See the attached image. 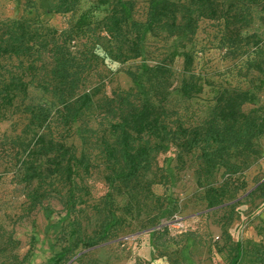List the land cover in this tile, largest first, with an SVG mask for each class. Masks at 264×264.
Here are the masks:
<instances>
[{"label": "trees", "instance_id": "obj_1", "mask_svg": "<svg viewBox=\"0 0 264 264\" xmlns=\"http://www.w3.org/2000/svg\"><path fill=\"white\" fill-rule=\"evenodd\" d=\"M258 0H231L224 8L220 0H153L147 6L143 20L131 19L130 1L113 2L101 25H93L88 13H81L74 23L58 30L34 20L19 18L0 22V122L8 114H20L25 123L20 135L2 138L1 146L14 169L13 178L26 191L25 213L42 208L44 201L57 196L66 214L75 204L82 203V181L90 165L85 154L76 156L73 146L67 145L71 126L100 108L94 97L97 89L82 90L85 75L102 54V59L126 63L142 54L144 33L155 35L164 31L169 37L193 36L200 19L231 21L247 26L249 9ZM80 0H57L55 13L73 14ZM104 3V1H103ZM182 72L178 92L190 99L201 93L202 84L192 71L193 58L183 51ZM151 72L156 84L147 77V87L163 88L166 70L162 67L143 68ZM134 83V72L127 71ZM158 82V80H162ZM147 87L145 88L148 89ZM30 88L47 96V101L31 99ZM117 101V102H116ZM259 102L254 93L237 88H223L214 97V104L206 119L197 124H186L180 117L167 111L150 98L130 99V93L117 100L104 102L106 119L104 131L108 136L97 138L98 148L105 162L103 180V217L91 236L82 234L80 224L71 231L73 239L60 246L59 251L43 264H68L80 260L96 245L118 238L125 217L155 212L164 205L162 196L153 192L154 155L175 151L181 167L194 158V175L203 186L202 201L206 214H214L238 204V193L247 187L242 174L258 155L254 141L264 136V104L243 111V106ZM101 113H98L100 115ZM102 126V123H99ZM30 135V137H29ZM221 172V182L211 183L213 175ZM68 186L64 195L54 186L55 179ZM166 183V177L160 179ZM264 187V180L246 194L252 197ZM122 198L119 206L115 199ZM47 209L48 208H43ZM135 213V214H134ZM154 229V228H153ZM155 233V244L164 246L175 242L167 227ZM154 235V234H153ZM5 251L0 264H27L28 253H15L20 242L11 236L3 241ZM251 255L264 264V245L250 243ZM82 250H88L83 253ZM243 249L236 241L230 249L228 264H237Z\"/></svg>", "mask_w": 264, "mask_h": 264}, {"label": "rangeland", "instance_id": "obj_2", "mask_svg": "<svg viewBox=\"0 0 264 264\" xmlns=\"http://www.w3.org/2000/svg\"><path fill=\"white\" fill-rule=\"evenodd\" d=\"M104 1V3H103ZM116 0H80L73 14H56L57 0H0V22L26 18L61 30L74 23L81 13H88L93 25L102 23L113 2ZM130 1L131 19L143 20L147 6L153 0ZM182 3L187 0H172ZM231 0H220L225 8ZM247 26L220 20L200 19L193 36L169 37L164 31L155 35L144 33L142 54L138 59L126 63L112 62L99 58L85 75L82 90L97 89L95 101L100 108L74 123L66 137L67 145L73 146L76 156L85 154L90 169L76 182L81 191L82 203L75 204L66 214L59 197L54 196L43 202L42 208L25 213L24 195L32 187L23 188L13 178L14 169L7 160L6 146H1L4 136L21 134L25 120L20 114H8L0 122V261L9 253L3 244L8 236L20 242L15 253L21 257L28 253L27 264H43L51 259L63 243L71 237L80 224L82 234L91 236L103 217V196L106 186L103 180L105 162L98 148L97 138L108 136L104 131L103 105L107 100H117L130 93V99L150 98L160 103L186 124H197L210 114L214 97L223 88H237L254 93L259 102L246 104L243 111L264 104V0H258L249 11ZM188 51L193 58L192 71L202 84L201 93L190 99L178 92L182 72L180 53ZM162 67L166 70L163 88L149 89L147 77L151 72L143 68ZM134 72L138 83L127 75ZM158 80V82H162ZM147 87L148 89L145 88ZM31 99L47 101V96L30 88ZM117 102V101H116ZM98 113H101L98 115ZM102 123V126L99 124ZM30 137V135H29ZM258 155L242 174L247 187L238 193V204L232 210L231 220L227 215L231 208L217 213L206 214L202 201L203 186L197 184L193 171L194 158H188L182 166L175 159V151L167 150L154 156V178L152 190L163 198V208L155 212L126 216L116 239L102 242L91 248L80 260L68 264H228L230 249L239 241L243 249L237 264H258L251 255L250 243L264 245V187L252 197H246L258 181L264 180V136L254 141ZM166 177L163 184L160 179ZM221 172L210 179L211 183L221 182ZM62 195L68 186L58 178L54 181ZM122 206L124 200L116 198ZM48 208L43 209V208ZM180 225V226H179ZM167 227L168 236L175 237L174 244H155V233ZM154 228V229H153ZM98 229V228H97ZM83 253L88 250H82Z\"/></svg>", "mask_w": 264, "mask_h": 264}, {"label": "built area", "instance_id": "obj_3", "mask_svg": "<svg viewBox=\"0 0 264 264\" xmlns=\"http://www.w3.org/2000/svg\"><path fill=\"white\" fill-rule=\"evenodd\" d=\"M180 226V225H179Z\"/></svg>", "mask_w": 264, "mask_h": 264}]
</instances>
